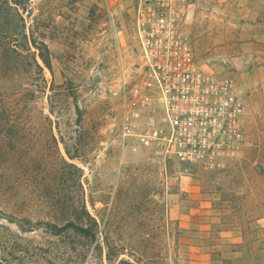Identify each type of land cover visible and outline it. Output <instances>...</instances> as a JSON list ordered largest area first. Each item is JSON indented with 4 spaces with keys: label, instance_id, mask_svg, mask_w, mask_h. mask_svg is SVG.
I'll use <instances>...</instances> for the list:
<instances>
[{
    "label": "rangeland",
    "instance_id": "obj_1",
    "mask_svg": "<svg viewBox=\"0 0 264 264\" xmlns=\"http://www.w3.org/2000/svg\"><path fill=\"white\" fill-rule=\"evenodd\" d=\"M8 1L0 264H264V0H184L180 32L197 64L231 78L245 106L242 138L213 170L119 146L110 89L121 68L137 67L135 0ZM80 203L98 223L92 242L4 219L55 222L57 208Z\"/></svg>",
    "mask_w": 264,
    "mask_h": 264
},
{
    "label": "built area",
    "instance_id": "obj_2",
    "mask_svg": "<svg viewBox=\"0 0 264 264\" xmlns=\"http://www.w3.org/2000/svg\"><path fill=\"white\" fill-rule=\"evenodd\" d=\"M184 0H135L137 67L121 68L110 89L121 149L213 170L243 133L244 102L228 77L196 62L180 32Z\"/></svg>",
    "mask_w": 264,
    "mask_h": 264
},
{
    "label": "trees",
    "instance_id": "obj_3",
    "mask_svg": "<svg viewBox=\"0 0 264 264\" xmlns=\"http://www.w3.org/2000/svg\"><path fill=\"white\" fill-rule=\"evenodd\" d=\"M7 5H9V8H13L15 10H19L23 7L24 2L21 0H9L6 2ZM10 3V4H9ZM2 44L0 40V74L2 72ZM40 59L44 66L51 69L50 62L47 57H45L43 54H40ZM35 66L41 70L38 64L35 62ZM2 106H0V128L4 127L2 124L5 122L6 127L10 125L9 121H5L3 118L4 113L6 112V108L4 103H2ZM81 122V115H77L76 123L80 124ZM65 154L68 157L69 160H74L78 158L77 153H71L67 148H64ZM62 166L68 169H72L75 172H80V169L72 164L68 163L65 159L61 158ZM61 171V170H60ZM63 171H61L60 174H62ZM57 212L55 214L60 216V218H54L56 219L55 222H32L31 220L27 218L22 219H16L11 215H4V219L7 220L8 223L15 224L16 227L19 229L22 233H29L32 232L38 228H43L45 233L49 234L50 236H60L67 232L72 233L75 236H78L83 239H88L91 242L96 240V230L98 227L97 220L90 214V212L87 210L84 203L80 204H72L67 209H56ZM58 221H60L63 224H58ZM3 227L2 224H0V228ZM4 228V227H3ZM5 241V242H4ZM3 243H6V240L0 236V251L1 246ZM4 246V245H3ZM3 249V248H2ZM13 258V257H12ZM9 261L11 264H25L24 262H20L17 258L15 260ZM14 259V258H13ZM110 260V259H109ZM121 263V262H120Z\"/></svg>",
    "mask_w": 264,
    "mask_h": 264
}]
</instances>
